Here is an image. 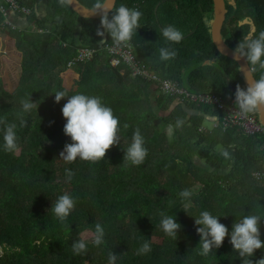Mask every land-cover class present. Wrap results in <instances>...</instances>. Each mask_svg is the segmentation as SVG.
<instances>
[{"label":"trees","instance_id":"16d2710c","mask_svg":"<svg viewBox=\"0 0 264 264\" xmlns=\"http://www.w3.org/2000/svg\"><path fill=\"white\" fill-rule=\"evenodd\" d=\"M18 2L29 10L28 15L10 13L7 7L5 15L0 11V33L14 41L21 56L15 90L9 92L0 80V118L16 123L18 136V149L6 152L0 125V264H108L109 252L118 255L116 264H242L229 243L230 236L208 256L200 255L194 219L207 210L231 233L233 223L245 215L264 217V181L251 174L264 169V135L247 136L219 126L207 130L203 122L220 117L218 111L162 94L156 98L161 111L157 113L155 108H146L148 101L140 93L143 88H130L127 97L121 98L125 88L116 84L120 78L131 77L120 65L98 83L95 94L119 119V144L102 161L59 159L65 144L72 141L63 132L66 121L61 109L67 98L56 103L54 94L74 95L62 86L61 74L82 65L67 67L78 50L99 53L112 40L105 31L106 43L100 42L96 34L100 19L81 18L59 0ZM78 2L93 9L97 0ZM121 4L142 12L141 28L131 40L138 60L191 93H213L235 105L236 85L246 87L239 66L221 56L212 44V0H116L112 12ZM226 7L221 36L229 48L235 50L243 35L253 30L254 35L264 31V0H233ZM5 19L16 28L3 25ZM168 25L183 33L179 43L162 36L161 29ZM161 47L175 49L177 55L161 61ZM105 58L109 63V57ZM121 68L125 69L123 76ZM250 68L255 79L264 74L258 66ZM133 80L148 87L144 80ZM30 97L38 108L25 114L28 125L21 128L17 119L22 111L20 101ZM155 113V120L149 121ZM247 114H254L258 121L257 112ZM178 120L183 121L179 126ZM137 128L148 155L134 166L123 162V157ZM186 145L190 149L182 150ZM224 150L228 157L223 156ZM66 169L74 173L71 180ZM184 189L193 193L188 200L179 196ZM65 193L76 204L61 223L50 209ZM161 211L181 224L177 238L163 232ZM97 223L105 230L104 243L95 246L90 238L87 252L75 255L72 243L79 234L81 238L87 232L93 234ZM260 231L264 242V220ZM145 241L152 251L137 255ZM261 257L264 249L256 250L251 259Z\"/></svg>","mask_w":264,"mask_h":264},{"label":"clouds","instance_id":"9594fccd","mask_svg":"<svg viewBox=\"0 0 264 264\" xmlns=\"http://www.w3.org/2000/svg\"><path fill=\"white\" fill-rule=\"evenodd\" d=\"M72 0H59L61 6H67ZM95 8L101 12L100 25L97 29V36L101 37V43L105 44V31L110 36L113 44L127 46L133 36L137 34L140 27L139 21L142 12L136 8H129L121 4L114 12L110 7H106L101 0H97ZM111 13V16H110ZM110 16V18H109ZM162 36L168 42L179 43L183 39V33L174 25H168L161 29ZM177 52L169 47H161L159 49V58L161 61H167L175 58ZM233 59L237 62L244 60L245 65L258 66L264 69V31H260L258 35L249 32L243 35V38L237 44ZM247 87L242 88L236 85L234 97L235 105L243 114L264 110V74L259 79H253L248 73H244ZM55 102L59 103L62 99H66L61 112L66 123L63 132L70 137L71 143H66L63 150L59 153V159L72 163L77 158L98 162L106 157V153L115 145L119 144V119L115 116L111 107L106 106L102 98L95 95H87L77 93L68 95L65 91H57L55 94ZM22 111L17 113L19 127L23 128L28 125V121L24 118L26 113H30L35 107L38 108L36 102L29 99L20 101ZM52 123V122H50ZM182 120L177 121V125H181ZM0 125L3 126V148L6 152H14L18 149L17 124L9 123L5 118H0ZM127 127V125H125ZM223 156L228 157L229 152L223 151ZM148 155L145 147V140L139 128L133 134L132 142L124 150L123 162L130 163L134 166L141 165ZM66 175L71 180L74 173L70 169H66ZM193 195L189 189H184L179 193L183 200H188ZM75 199L68 193L60 195L52 203L51 211L56 218L63 223L71 214L75 207ZM186 212V211H185ZM160 226L163 232L172 238L178 237L181 224L175 217L166 215L163 211L160 213ZM264 217L258 214H248L243 216L232 225V231L229 233L228 228L220 222L218 216L211 214L209 211H201L198 218L194 219L197 226L196 232L200 237L199 247L200 255L208 256L212 250L222 246L226 237L230 236L229 243L233 250L238 252L242 259V264H264V257L253 261L255 251L264 249V242L261 240V221ZM105 230L101 224L97 223L94 228L91 243L100 246L104 243ZM88 241L78 236L72 243V251L75 255L87 252ZM152 251L151 245L145 241L139 249L137 255L147 254ZM118 255L114 252L108 253V264H116Z\"/></svg>","mask_w":264,"mask_h":264},{"label":"built area","instance_id":"2783aa9c","mask_svg":"<svg viewBox=\"0 0 264 264\" xmlns=\"http://www.w3.org/2000/svg\"><path fill=\"white\" fill-rule=\"evenodd\" d=\"M5 7L8 8L10 13H21L23 15L29 14V10L21 7L18 0H0V11L4 15L6 14ZM3 25H6L11 29L16 28V26L8 19L3 21ZM101 56L109 57V65L111 67H117L120 65L125 66L132 78H138L154 85L164 96L191 105L208 106L215 109L220 113V117L211 118L216 121L214 122V125L212 124L214 127L219 126L223 131L228 128H235L247 136L256 134L264 135V128L257 121L255 115L241 113V111L235 107L234 101H225L222 97L213 93H191L181 87L178 82L156 75L148 65L135 57L134 46L131 41L127 46H117L113 44V42L111 44H106L101 48L99 53L93 49H80L77 51L75 57L67 62V67L70 68L74 65L85 64L94 58ZM252 176L257 181H264V169L253 172Z\"/></svg>","mask_w":264,"mask_h":264},{"label":"crops","instance_id":"0c3cea01","mask_svg":"<svg viewBox=\"0 0 264 264\" xmlns=\"http://www.w3.org/2000/svg\"><path fill=\"white\" fill-rule=\"evenodd\" d=\"M111 71L112 67L109 65L105 57H96L93 60L82 64L78 70L70 69L63 72L61 76L62 86L64 89L74 94L82 93L87 95H95L98 83L107 77ZM119 72L120 75L123 76L125 74V69L121 68ZM131 78H120V83L116 84L117 88H125L121 92V98L127 97V95L132 91L130 88H143L142 96L144 99H147V104L154 102L155 106L153 109L155 108V110L158 111L159 103L157 102L156 98L161 93L154 85L148 83V87L146 86L144 88V84L133 80L134 78ZM145 90L147 92H144ZM146 102L143 105L146 106ZM209 122H212L210 118Z\"/></svg>","mask_w":264,"mask_h":264},{"label":"water","instance_id":"95a60500","mask_svg":"<svg viewBox=\"0 0 264 264\" xmlns=\"http://www.w3.org/2000/svg\"><path fill=\"white\" fill-rule=\"evenodd\" d=\"M116 0H105L104 5L106 7H110L111 11L115 7ZM213 3V17L210 20V37L213 46L217 50V52L232 61H234L238 66L239 70L242 76V79L244 81L245 87H247L246 79L244 73H248L249 76L253 79V73L249 65H245V61L241 60L237 62L233 59V52L234 50L229 48L227 44L224 42L222 36H221V28L225 21L226 14L228 13V8L226 5L231 6L233 5V0H212ZM70 9L77 14L81 18L86 19H100L102 13L98 12L99 10L96 8L90 9L86 8L83 5H81L78 0H72V3L68 5ZM248 21H244V23H247ZM258 116V121L261 124V126L264 128V110L256 111Z\"/></svg>","mask_w":264,"mask_h":264},{"label":"rangeland","instance_id":"374dc122","mask_svg":"<svg viewBox=\"0 0 264 264\" xmlns=\"http://www.w3.org/2000/svg\"><path fill=\"white\" fill-rule=\"evenodd\" d=\"M38 13L40 14L43 13V8H41ZM20 60H21V56L19 52L16 50L14 41L10 40L7 36H5V34L0 33V80L2 81V85L4 86V88L9 92H13L18 85L19 76L21 72L19 65ZM144 92L147 91L145 90ZM140 93H142V91H140ZM154 106H155L154 102L147 104V108L152 107L153 109ZM148 111L149 110L147 109V112ZM157 113H161V111L158 110ZM157 113H155L153 116L151 114V116L148 117L149 121L155 120V118L152 117L158 115ZM156 123L158 124V122ZM213 125H211V123L208 121L203 122V128L207 130H211ZM169 136H172V134H170ZM187 149H190L189 145L182 147V150H187ZM251 174L253 175V173ZM92 235H93L92 233L87 232L83 234V238L88 240L92 238ZM154 240H158V239L154 238ZM1 254L2 253L0 249V256Z\"/></svg>","mask_w":264,"mask_h":264}]
</instances>
